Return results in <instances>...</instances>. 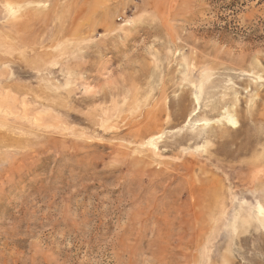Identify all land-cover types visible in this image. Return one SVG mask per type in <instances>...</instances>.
Here are the masks:
<instances>
[{"label": "rangeland", "instance_id": "obj_1", "mask_svg": "<svg viewBox=\"0 0 264 264\" xmlns=\"http://www.w3.org/2000/svg\"><path fill=\"white\" fill-rule=\"evenodd\" d=\"M236 1L0 0V264H264V0Z\"/></svg>", "mask_w": 264, "mask_h": 264}, {"label": "trees", "instance_id": "obj_2", "mask_svg": "<svg viewBox=\"0 0 264 264\" xmlns=\"http://www.w3.org/2000/svg\"><path fill=\"white\" fill-rule=\"evenodd\" d=\"M234 2H237L236 0H228V2L226 3V0H222V3H224V7L226 6H232L234 4Z\"/></svg>", "mask_w": 264, "mask_h": 264}, {"label": "bare ground", "instance_id": "obj_3", "mask_svg": "<svg viewBox=\"0 0 264 264\" xmlns=\"http://www.w3.org/2000/svg\"><path fill=\"white\" fill-rule=\"evenodd\" d=\"M232 122H234L233 120H231Z\"/></svg>", "mask_w": 264, "mask_h": 264}]
</instances>
